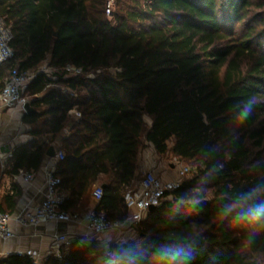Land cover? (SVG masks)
I'll return each instance as SVG.
<instances>
[{"label": "trees", "instance_id": "16d2710c", "mask_svg": "<svg viewBox=\"0 0 264 264\" xmlns=\"http://www.w3.org/2000/svg\"><path fill=\"white\" fill-rule=\"evenodd\" d=\"M106 1L0 0L13 51L0 65V91L11 68L30 70L46 57L57 69L82 70L55 80L37 72L25 89L35 111L24 119L44 118L35 135L50 133L52 142L68 132L54 172L69 193L61 209L75 213L103 174L95 211L123 221L144 140L193 171L138 223L139 242L110 244L119 264H162L160 253L177 247L190 254L185 264H264V230L249 242L256 229L241 218L264 204V0H115L114 23ZM54 84L85 95L75 101ZM48 147H16L13 169H37ZM0 264L34 263L13 254ZM42 264H106L104 246L71 241Z\"/></svg>", "mask_w": 264, "mask_h": 264}, {"label": "crops", "instance_id": "0c3cea01", "mask_svg": "<svg viewBox=\"0 0 264 264\" xmlns=\"http://www.w3.org/2000/svg\"><path fill=\"white\" fill-rule=\"evenodd\" d=\"M56 88L58 89V87ZM66 88L69 89L67 86ZM60 92L64 93L65 89ZM24 96L26 102H30V96L26 93ZM40 96L41 94H38L35 97ZM42 109H47V107L43 106ZM75 111L77 110L74 109L70 113L74 115ZM25 115L23 106L20 104L9 108H0V207L3 211L12 215L9 226L14 234L9 238L0 237V261L9 255L20 254L30 257L34 264H42L49 256L60 257L71 241L76 240L80 244H88L91 240H95L104 247H108L112 242V236L116 238L114 240L123 241L125 237L131 239L136 233L134 226L124 227L118 231L105 232L98 236H94L86 227L85 216L87 212L95 210L98 203L93 197V191L96 187L105 184L103 174L98 176L88 199L83 204L81 200H78L74 205V211L80 217L77 221H52L37 225H25L15 219L16 216L25 214L40 204L44 197L47 172L57 171L60 160L56 156L47 157L44 155L37 169L18 168L15 170L12 167L14 149L33 140L40 145L45 143L53 146L55 150L61 149V139L68 134L67 131H63L50 142V133L41 132L39 135H35L36 131L41 130L44 118H40L36 122H30L24 119ZM143 142L147 150H140L138 154L136 179L132 189L138 187L139 176L147 170L154 171L164 180L176 178L177 170L168 173L160 169V165L154 157L155 150L153 146L144 140ZM26 172H32L33 179L31 181L24 178ZM64 193L69 194L68 191H64ZM57 234L66 235L68 244L57 242L55 240Z\"/></svg>", "mask_w": 264, "mask_h": 264}, {"label": "built area", "instance_id": "2783aa9c", "mask_svg": "<svg viewBox=\"0 0 264 264\" xmlns=\"http://www.w3.org/2000/svg\"><path fill=\"white\" fill-rule=\"evenodd\" d=\"M113 0H107L105 12L111 14V5ZM11 32L4 20L0 18V65L10 61L13 57V51L10 47ZM63 73V78L80 75L82 70L67 64L65 67L58 68ZM44 72V71H39ZM45 73V72H44ZM36 73L30 70H20L13 67L7 77L4 87L0 91V108H9L20 104L24 106L25 89ZM46 74V73H45ZM76 117L80 116L78 111L74 112ZM55 156L58 160L64 159V151L57 149ZM192 167L181 165L177 170V177L174 179L164 180L154 171L147 170L144 172L139 181L137 188L126 191L123 195L124 206L127 211V217L123 221L107 219L103 212L91 210L85 216L86 227L94 235L98 236L109 231H118L124 227H137L138 223L148 212L149 206H158L170 193L177 189L182 180L192 174ZM24 178L27 181L33 179L32 172H26ZM61 179L54 172L49 171L46 175L44 197L40 204L35 206L31 211L18 215L15 219L25 225H37L45 222H68L77 221L80 217L78 213H72L61 209L66 194L60 188ZM102 196V188L96 187L93 191V197L98 201ZM12 215L3 211L0 207V237L9 238L14 234L10 229L9 222ZM137 229V228H136ZM55 240L62 244H68L66 235L57 234ZM104 262L106 264H119L114 250L110 247L104 250Z\"/></svg>", "mask_w": 264, "mask_h": 264}, {"label": "rangeland", "instance_id": "374dc122", "mask_svg": "<svg viewBox=\"0 0 264 264\" xmlns=\"http://www.w3.org/2000/svg\"><path fill=\"white\" fill-rule=\"evenodd\" d=\"M126 3L130 2V0H125ZM118 8L115 6V0H113V4L111 5V14H107L105 12L106 17L110 20L111 23H114V20L112 18V13L117 11ZM260 10H256V12H259ZM241 29V25L240 24H236L235 25V30L234 33H238ZM31 71H33L34 73H37L39 71H44L50 78L53 77L52 79H58L59 77L63 78V73L61 72V70H58L55 67L49 66V57H46V59L41 62L38 66H36L35 68L31 69ZM95 74L93 72L85 74L84 76L86 77H93ZM53 87H58V89H60V91L62 89H65V95H67L70 99H73L75 101L80 100L84 95H85V90L82 87H79L77 89H67L65 85H52ZM61 86V87H59ZM30 99V98H29ZM73 117H76L75 115H73ZM147 150L146 147L144 146L141 150ZM154 153V152H153ZM154 157L156 159V161H158L159 165H160V169H162L164 172H168V173H172L174 170H178V167H180L181 165H187L192 167V164L190 162H186V161H182L168 153H164V154H158V153H154ZM172 166V167H171ZM174 171V172H175ZM144 174V173H143ZM142 175L139 176V181L142 178ZM131 189H128L127 191H129ZM169 198V196L166 197V199ZM129 227V226H128ZM137 228V227H136ZM136 233L131 237V239H129V237H125V239L122 240H114L116 238H114V236L111 237L112 242L110 244H117V245H122L125 243H128L130 241H134V242H139V235L137 232V229H135ZM108 247H104V250Z\"/></svg>", "mask_w": 264, "mask_h": 264}, {"label": "clouds", "instance_id": "9594fccd", "mask_svg": "<svg viewBox=\"0 0 264 264\" xmlns=\"http://www.w3.org/2000/svg\"><path fill=\"white\" fill-rule=\"evenodd\" d=\"M251 110V104L245 105L240 112V119H247L251 114ZM241 218L255 226L256 230L249 237V242H251L260 230H264V204L255 205L249 212L242 214ZM189 256V253L179 247L166 249L160 253L162 264H185Z\"/></svg>", "mask_w": 264, "mask_h": 264}, {"label": "water", "instance_id": "95a60500", "mask_svg": "<svg viewBox=\"0 0 264 264\" xmlns=\"http://www.w3.org/2000/svg\"><path fill=\"white\" fill-rule=\"evenodd\" d=\"M23 109H24L25 114H29V113H32V112L35 111L34 108L30 105L29 102H26V103L24 104ZM55 154H56V150H55V148H54L53 146H49L48 149H47V151H46V156H47V157H54ZM105 186H106V185L103 184V185L101 186V188H105ZM153 209H155V206H149L148 211H151V210H153Z\"/></svg>", "mask_w": 264, "mask_h": 264}]
</instances>
